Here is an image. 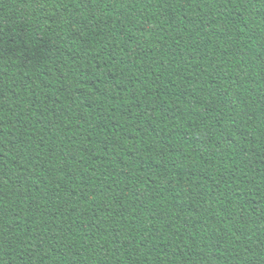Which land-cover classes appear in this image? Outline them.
<instances>
[{
	"label": "trees",
	"instance_id": "1",
	"mask_svg": "<svg viewBox=\"0 0 264 264\" xmlns=\"http://www.w3.org/2000/svg\"><path fill=\"white\" fill-rule=\"evenodd\" d=\"M0 264H264V0H0Z\"/></svg>",
	"mask_w": 264,
	"mask_h": 264
}]
</instances>
